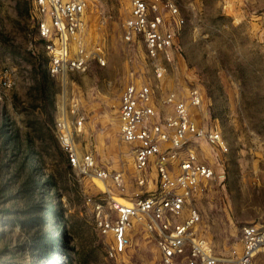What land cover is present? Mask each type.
Segmentation results:
<instances>
[{
    "label": "rangeland",
    "instance_id": "rangeland-1",
    "mask_svg": "<svg viewBox=\"0 0 264 264\" xmlns=\"http://www.w3.org/2000/svg\"><path fill=\"white\" fill-rule=\"evenodd\" d=\"M170 1L183 24L166 16L165 28L176 37L173 63L164 65L162 77L155 76L139 38L123 40L128 2L87 0L84 42L89 51L103 47L106 64L54 78L31 0H0V264H42L32 254L40 228L29 227L28 219L56 239L51 264H160L154 237L137 221L127 251L108 256L111 236L100 234L87 202L97 200L110 213L111 198L130 201L160 190L152 163L138 184L133 147L119 139L120 95L130 82L151 86L156 120L173 112L162 102L168 92L186 101L197 89L202 104L191 109L193 119L225 141V153L194 145L197 157L214 165L215 177L185 203V210L199 212L198 233L219 264H234L243 226L256 225L264 234V0ZM72 110L84 116L75 145L107 170L102 183L73 170L58 143L56 119L71 123ZM170 169L174 173L176 165ZM115 173L122 188L112 180ZM253 264H264V245Z\"/></svg>",
    "mask_w": 264,
    "mask_h": 264
},
{
    "label": "built area",
    "instance_id": "built-area-1",
    "mask_svg": "<svg viewBox=\"0 0 264 264\" xmlns=\"http://www.w3.org/2000/svg\"><path fill=\"white\" fill-rule=\"evenodd\" d=\"M126 1L129 16L123 25V40L142 41L154 74L160 78L166 71L164 65L173 63L175 46L176 32L165 28L167 17L178 27L183 19L170 0ZM31 5L37 37L48 57L50 76L84 74L93 62L99 66L106 64L103 47L89 51L84 42L87 0H31ZM162 102L172 106L173 112L156 120L151 86L130 82L121 92L118 113L119 139L133 147L138 184L145 182L143 173L152 163L159 192L147 196L135 194L132 200L123 202L111 198L110 213L102 212L97 200L87 202L96 212L95 225L100 234L111 236L112 245L107 251L110 257L127 251L131 245L128 231L137 221L154 237L160 264H217L211 243L198 233L199 212L193 206L185 210V203L215 177L214 169L197 157L194 145L203 143L221 153L227 152V146L218 130L193 119L191 109L202 104L197 89H190L186 101L170 91ZM71 113V123L63 116L55 123V135L67 163L83 177L104 181L109 177L107 170L97 167L92 155L80 152L74 142V136L84 125V116L73 110ZM173 164L174 173L170 169ZM112 180L122 188L120 173H115ZM241 234L242 250L235 264H253L264 245V234L256 225L243 226Z\"/></svg>",
    "mask_w": 264,
    "mask_h": 264
},
{
    "label": "trees",
    "instance_id": "trees-1",
    "mask_svg": "<svg viewBox=\"0 0 264 264\" xmlns=\"http://www.w3.org/2000/svg\"><path fill=\"white\" fill-rule=\"evenodd\" d=\"M26 10H29V4L26 2ZM33 168V167H32ZM31 177L34 176L31 172ZM51 212H53L51 210ZM27 225L30 226H39L40 229L32 236V254L36 255L38 259L42 258V264H51L55 260L54 247L56 246V239L52 234L44 229H41L40 221L36 219H28ZM33 262V263H32ZM31 264H37L35 261H32Z\"/></svg>",
    "mask_w": 264,
    "mask_h": 264
},
{
    "label": "crops",
    "instance_id": "crops-1",
    "mask_svg": "<svg viewBox=\"0 0 264 264\" xmlns=\"http://www.w3.org/2000/svg\"><path fill=\"white\" fill-rule=\"evenodd\" d=\"M208 148L210 149L211 147L210 146H208ZM199 160H201V159H199ZM202 161V160H201ZM205 162V161H204ZM209 165V164H208ZM209 166H211L213 169H215V167H214V165H209ZM207 239V238H206ZM208 240V239H207ZM209 241V240H208ZM210 242V241H209ZM156 243V242H155ZM241 250H242V248H241ZM240 254H241V251H240V253H239V255H238V257L240 256ZM238 257H237V259H238ZM236 259V260H237ZM236 260H235V262H234V264L236 263ZM219 262H220V260L218 259V263L217 264H219Z\"/></svg>",
    "mask_w": 264,
    "mask_h": 264
},
{
    "label": "bare ground",
    "instance_id": "bare-ground-1",
    "mask_svg": "<svg viewBox=\"0 0 264 264\" xmlns=\"http://www.w3.org/2000/svg\"><path fill=\"white\" fill-rule=\"evenodd\" d=\"M102 183V181H100ZM122 201V200H121Z\"/></svg>",
    "mask_w": 264,
    "mask_h": 264
}]
</instances>
